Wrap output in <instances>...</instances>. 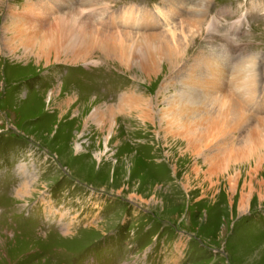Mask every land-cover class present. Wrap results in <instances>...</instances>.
<instances>
[{
	"label": "rangeland",
	"instance_id": "obj_1",
	"mask_svg": "<svg viewBox=\"0 0 264 264\" xmlns=\"http://www.w3.org/2000/svg\"><path fill=\"white\" fill-rule=\"evenodd\" d=\"M117 1L114 11L152 6L151 0ZM212 1L210 16L228 7L229 22L240 4L264 5V0ZM0 12L1 22L6 7ZM248 19L236 40L264 54L260 10ZM154 30L165 33L166 27ZM100 69L114 77L106 91L93 80ZM48 73L0 66V264H264V198L256 193L248 198L242 181L230 198L201 195L208 185L201 166L181 170L187 174L183 181L170 180L172 172L149 156L148 144L161 135L137 136L145 146L132 148L129 135L117 131L105 150V134L91 121L47 111L38 90ZM67 79L78 92L90 88L108 100L128 86L124 74L106 66L63 67L56 82ZM18 95L23 102L12 104ZM162 149L179 155L170 141ZM160 171L168 177L158 178Z\"/></svg>",
	"mask_w": 264,
	"mask_h": 264
},
{
	"label": "bare ground",
	"instance_id": "obj_2",
	"mask_svg": "<svg viewBox=\"0 0 264 264\" xmlns=\"http://www.w3.org/2000/svg\"><path fill=\"white\" fill-rule=\"evenodd\" d=\"M117 2L0 0V11L6 7L0 66L49 70L47 84L38 90L47 111L91 121L105 134V150L117 131L129 135L132 148L145 146L137 136L161 135L148 144L149 156L172 174L160 171L158 178L183 181L187 174L181 170L201 166L208 183L201 195L230 198L242 181L248 198L256 193L263 199L264 54L260 47L245 50L236 38L253 13L260 10L264 21V5L240 4L229 22L228 7L210 16L212 0H151L150 8L130 4L114 11ZM80 65L111 67L126 76L128 86L108 100L90 88L78 92L70 79L56 82L61 68ZM98 72L95 86L106 91L114 77L107 69ZM20 102L18 95L12 104ZM168 139L179 155L164 152Z\"/></svg>",
	"mask_w": 264,
	"mask_h": 264
}]
</instances>
